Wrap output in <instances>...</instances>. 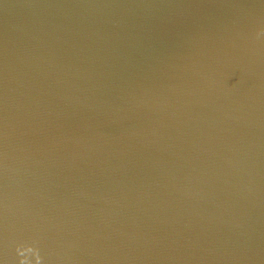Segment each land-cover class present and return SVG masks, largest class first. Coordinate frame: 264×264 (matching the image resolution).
Wrapping results in <instances>:
<instances>
[{
    "label": "water",
    "instance_id": "1",
    "mask_svg": "<svg viewBox=\"0 0 264 264\" xmlns=\"http://www.w3.org/2000/svg\"><path fill=\"white\" fill-rule=\"evenodd\" d=\"M0 264H264V0H0Z\"/></svg>",
    "mask_w": 264,
    "mask_h": 264
}]
</instances>
